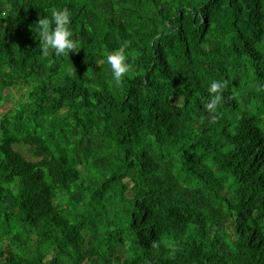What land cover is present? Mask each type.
<instances>
[{"label": "trees", "instance_id": "1", "mask_svg": "<svg viewBox=\"0 0 264 264\" xmlns=\"http://www.w3.org/2000/svg\"><path fill=\"white\" fill-rule=\"evenodd\" d=\"M10 90L0 264H264V0H0Z\"/></svg>", "mask_w": 264, "mask_h": 264}, {"label": "rangeland", "instance_id": "2", "mask_svg": "<svg viewBox=\"0 0 264 264\" xmlns=\"http://www.w3.org/2000/svg\"><path fill=\"white\" fill-rule=\"evenodd\" d=\"M10 92L12 94V102L8 103L7 105L5 104L4 107H2V109H0V114H2L4 112L5 106H11L14 103H17L19 101V97H20L19 91H17V90H10ZM15 149L17 151H19L22 155H24L27 159H30L31 156H30V153H29V151L27 149H21V148H18V147H15Z\"/></svg>", "mask_w": 264, "mask_h": 264}]
</instances>
